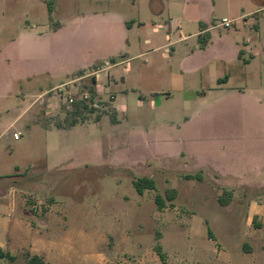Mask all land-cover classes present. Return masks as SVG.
I'll return each instance as SVG.
<instances>
[{
  "label": "rangeland",
  "instance_id": "rangeland-1",
  "mask_svg": "<svg viewBox=\"0 0 264 264\" xmlns=\"http://www.w3.org/2000/svg\"><path fill=\"white\" fill-rule=\"evenodd\" d=\"M48 1L0 0V61L8 60L0 97L10 93L5 107L28 105L40 124L71 128L45 138L40 128L18 125L19 140L11 133L0 139V174H15L0 188L14 186L25 203L12 211L0 207L6 220L22 224L10 228L5 250L12 259L0 264H29L32 253L42 264H264L262 34V44L235 57L241 12L254 10L255 0H210L203 11L215 25L209 48L198 50L191 37L170 59L164 57L168 46L140 54L165 43L167 16L181 19L182 34H193L199 12L186 6L189 0H160V17L151 14L150 0H51L59 5L52 15ZM96 8L100 17L92 21ZM111 15L144 25L127 33ZM256 16L264 18V10ZM224 18L233 25L219 26ZM120 53L129 59L111 73L126 90L115 100H126L122 110L102 104L71 125L60 106L63 95L90 87V74ZM94 60L101 62L87 67ZM24 68L52 71L56 83L73 81L40 104L39 97L23 95L40 92L48 81L18 79ZM224 75L228 81L217 84ZM45 152L47 161L40 158ZM139 177L153 179L155 189L139 195L133 185ZM167 189L176 191L174 199ZM156 195L163 198L161 210ZM222 195L229 197L226 205Z\"/></svg>",
  "mask_w": 264,
  "mask_h": 264
},
{
  "label": "crops",
  "instance_id": "crops-1",
  "mask_svg": "<svg viewBox=\"0 0 264 264\" xmlns=\"http://www.w3.org/2000/svg\"><path fill=\"white\" fill-rule=\"evenodd\" d=\"M101 0H95L94 3H100ZM134 2V0H133ZM210 0H189L186 3L190 4V5H195L198 12H199V18L197 19V29L193 32V34H188V35H184L181 32V19L177 16H167V20L163 21L162 24V29L166 30L168 32V36L166 37V41L165 43H163L162 45L152 48V49H148L145 52L141 53L140 55L143 54H148L150 52H153L154 50H158L159 48L162 47H170L171 52H169V55H164L165 58L170 59L172 57V55H174L177 51H178V45L181 43L186 42L189 38L191 37H195L197 39V42L200 43L198 41V38L200 37H205V35H207L208 39L206 41V43L201 44L202 46H197L198 50H202L205 51L207 48H209L210 43H211V39H212V34H211V30L212 28L215 27L212 26L210 23V20H207L206 16L203 14L206 9V13H208L210 7H209V3ZM212 3V1H211ZM255 3L257 5H255L254 10H249L247 13L245 12H241V26H242V31H238L239 32V38H240V42H236L239 43L241 46L236 48V52H235V57L238 58L239 60L242 59L245 54L250 51L255 45L256 43H260L262 40L261 34L263 36V40H264V18L261 16H256L258 15V13H260L261 11L264 10V0H255ZM48 4V8H50V14L52 15L55 11H57L58 8V3H54L51 0H49L47 2ZM149 8L151 11V14L155 17H160L161 15H163L164 12V5L160 0H150L149 1ZM100 10H98V8L93 9L91 11V20L92 21H96L97 17H100ZM204 11V12H203ZM254 16L255 19H253V21H249V18H253ZM111 21H114V23H118L124 26L126 32L128 33L129 31H131L134 26H137V28L141 27L142 25H144V23L141 20H135V19H129L126 20L125 18L119 16V15H111L109 16ZM249 21V22H248ZM57 29L61 27V24L57 23ZM202 24V27H200L199 25ZM178 33V34H177ZM177 34V36H176ZM144 43L146 45H150L151 44V40L149 38L144 39ZM264 43V41H263ZM262 44V43H260ZM167 51V49H165ZM262 50H264L263 44H262ZM171 54V55H170ZM127 53L124 54H118V56H108L105 60V65L103 62H101V60H94L91 64H89L90 67L92 66L94 63L96 62H101L102 66L100 68H96V70H94L90 75L92 76L91 79L94 82V88L99 92V94L101 95V98L103 99H107L109 92L112 93L114 99L111 102V105L113 106V108L116 111H121L122 110V106L124 105V103L126 102L125 99H121L118 103H115L116 97L119 93H125L126 90L122 89V84L121 81L119 82V78L116 77L113 73H111V70L115 67H118L119 65H121V63L127 61L129 58L127 57ZM123 59L122 61H118L117 59ZM126 58V59H125ZM125 59V60H124ZM2 62H4L5 67L3 68L4 70L0 69V89L1 87H3L2 85H5V81H6V77H5V72H6V65H7V59L3 58L1 60ZM0 61V62H1ZM34 59H31L29 61L25 60L24 62H34ZM243 63L246 64L248 63L247 60H243ZM104 65V66H103ZM38 69V68H36ZM33 70L32 72L26 71V69L24 68L25 72L22 70L21 75L19 76L18 79L23 78V80H25L27 83L31 82V80L34 78V76L38 75V76H43L47 81V87L44 89L39 88L40 92H36L33 89L30 92H27L26 94L23 95V97H25L26 95L29 97H39V103L40 104H44L46 103L47 100H45L44 95H49L50 92H52V90L59 88L60 86H69L70 83L73 80H69L67 82H60V83H56L54 80V74L52 71L46 70L45 68H39L38 70ZM83 68H78V69H74L73 70V74H75L76 71L78 70H82ZM103 74V75H102ZM16 78V77H15ZM120 80H123L122 77H120ZM227 82L228 81V75H224L223 79L218 78L216 80V83L219 84L220 82ZM2 94V91L0 90V95ZM10 95V93H5L4 95H2L0 97V102H1V108H0V139H6L8 138V136L10 135V133L12 134V138H13V134H18L16 131V127L18 125H21L22 127H26L28 130L31 129L30 127L33 126L35 128H40L43 132H44V137L46 138L47 135H53V134H62L64 132H67L71 129V128H62L59 126H45L40 124L39 122H37L36 120H34L33 115L28 113V105L26 106V108H20L17 109L15 106H13L11 104V106L9 107H5L6 106V100L8 98V96ZM54 95V94H52ZM50 99H54L55 98L52 96ZM13 109V110H12ZM12 111V112H11ZM45 113L47 114L48 111L46 110ZM103 118V117H102ZM101 118V119H102ZM27 130V131H28ZM19 135V134H18ZM20 136V135H19ZM14 139V138H13ZM16 140V139H14ZM19 140V139H17ZM47 150V147L45 148ZM48 154L45 153H41L40 154V158H44L47 161V157ZM16 167L14 168V171H16ZM15 177V174L13 175V172H8L7 174H0V183L4 182V179L7 180H13ZM9 185L5 182V186ZM10 190L6 191L0 188V207L2 205L6 206L8 209H10L11 211L13 209H24V200L22 195H17L16 192V188L12 185H9ZM12 189V190H11ZM12 191H15L14 193ZM51 209V207L49 208ZM50 212V211H49ZM48 212V213H49ZM21 219H17L16 221L12 222L10 219L6 220L2 214H0V232L2 233V236H0V238L3 240L2 243H0V251H2L3 253H7V251L5 250L6 247V243H7V236L9 234L10 228L13 227V229L15 228V230H18L19 228L22 227V224L20 223ZM21 226V227H20ZM27 229V228H26ZM9 238V237H8ZM12 241H15L14 238H9ZM250 245H245V249H246V253L250 252ZM137 251L139 252V247L136 248ZM32 253V252H31ZM38 254L36 253H32L31 256H36L37 257Z\"/></svg>",
  "mask_w": 264,
  "mask_h": 264
},
{
  "label": "built area",
  "instance_id": "built-area-1",
  "mask_svg": "<svg viewBox=\"0 0 264 264\" xmlns=\"http://www.w3.org/2000/svg\"><path fill=\"white\" fill-rule=\"evenodd\" d=\"M233 25V21L228 19H222L219 26H222L224 28H229ZM92 90L87 88H79L75 92L67 91L63 95V100L60 103V106L69 113L71 116V120H80L84 119V116L90 114V113H97L101 108L102 104L108 105L111 103L114 99L112 93L109 92L108 98L103 99L101 98V95L99 92L94 88V82L92 81ZM66 86H60L59 88H56L50 92V94H54L53 97L56 99L57 96L61 92V88H64ZM79 105L76 107V105ZM51 110L56 107V105L49 106ZM86 107V108H85ZM76 108L79 109V114H75ZM54 110V109H53ZM14 139H19L18 134H13Z\"/></svg>",
  "mask_w": 264,
  "mask_h": 264
},
{
  "label": "trees",
  "instance_id": "trees-1",
  "mask_svg": "<svg viewBox=\"0 0 264 264\" xmlns=\"http://www.w3.org/2000/svg\"><path fill=\"white\" fill-rule=\"evenodd\" d=\"M48 11L49 12L51 11L50 8H48ZM199 26L202 27V24H200ZM207 39H208V37H207V35H205L204 38L203 37L198 38V41L201 44H203V43H206ZM89 89L92 90L93 89L92 86H90ZM78 106L79 105L77 104L76 107H78ZM75 114H79L78 108H76ZM76 122H77L76 120H71V125H74ZM111 122L113 124H115V119L113 117H111ZM186 178L192 179V178H194V176L193 175H186ZM133 185L136 189V192L139 195H142L145 190H154L155 189V183H154L153 179L148 178V177H139V178L133 180ZM224 194H225V196L227 195V193H224ZM165 195L169 200H172L176 196V191L174 189H167L165 191ZM223 195L219 197V202L221 203V205H226L228 200H229V197L224 198ZM155 202H156L157 208L159 210H161L164 206L163 198L160 195H156L155 196ZM155 252H156L158 258L160 259V261L163 262L164 261V255H163L161 248L159 246H156ZM4 258L12 259V257L9 256L8 253H3L2 251H0V259H4ZM28 262H29V264H42L41 262L38 261V258L36 256H31V257L28 256Z\"/></svg>",
  "mask_w": 264,
  "mask_h": 264
}]
</instances>
